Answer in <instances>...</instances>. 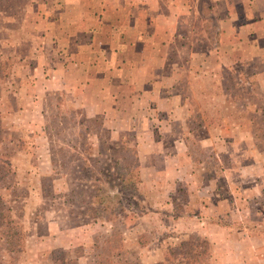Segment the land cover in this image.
<instances>
[{"label": "rangeland", "instance_id": "374dc122", "mask_svg": "<svg viewBox=\"0 0 264 264\" xmlns=\"http://www.w3.org/2000/svg\"><path fill=\"white\" fill-rule=\"evenodd\" d=\"M60 4L0 0V264H264V70L219 68L211 49L178 73L183 112L98 114L97 85L64 62ZM198 20L201 60L219 37ZM122 147L140 158L136 194L110 156Z\"/></svg>", "mask_w": 264, "mask_h": 264}, {"label": "crops", "instance_id": "0c3cea01", "mask_svg": "<svg viewBox=\"0 0 264 264\" xmlns=\"http://www.w3.org/2000/svg\"><path fill=\"white\" fill-rule=\"evenodd\" d=\"M60 3L57 33L64 42V62L67 68L74 67L86 77L82 88L87 87L86 83H90V88L97 85L91 95L96 99L93 106L98 114L114 112L119 120L131 112L142 113L144 106L153 112L171 111L175 115L179 110L183 112L178 73L183 69L193 75L194 64L196 69L204 68L211 49L218 54L214 63L219 68L225 66L228 57L229 64L264 70V0H60ZM199 18L203 22L211 18L219 38L212 44L207 40L208 53H202L207 58L196 60L193 35L203 25L196 29L194 20ZM144 99L157 102L158 108L154 109L155 105L150 108ZM185 112H189L187 105ZM253 251L258 253L257 248Z\"/></svg>", "mask_w": 264, "mask_h": 264}, {"label": "trees", "instance_id": "16d2710c", "mask_svg": "<svg viewBox=\"0 0 264 264\" xmlns=\"http://www.w3.org/2000/svg\"><path fill=\"white\" fill-rule=\"evenodd\" d=\"M111 158H119L118 165H121V168L117 171V178L120 183L121 191L123 190H130L131 194L137 193V184L140 182V174H139V156L137 154L136 149H131L128 147H122L118 148L116 151L111 150L110 151ZM124 170V173H121L120 170ZM117 197V196H115ZM102 202V199H100ZM118 204L120 205V200H118ZM107 207V206H106ZM114 208L111 206V209ZM107 209L104 207L103 211H106ZM121 212L124 210L123 206H120ZM114 211V210H112ZM118 210H115L114 212H118ZM9 220V217L1 212L0 213V225L4 226L6 225V221ZM11 222V220H10ZM15 247H20V241H16ZM57 259V260H56ZM55 264H67L64 259L62 258H56Z\"/></svg>", "mask_w": 264, "mask_h": 264}]
</instances>
